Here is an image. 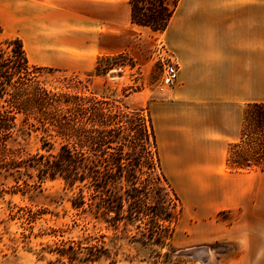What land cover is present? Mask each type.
<instances>
[{
	"label": "rangeland",
	"instance_id": "rangeland-1",
	"mask_svg": "<svg viewBox=\"0 0 264 264\" xmlns=\"http://www.w3.org/2000/svg\"><path fill=\"white\" fill-rule=\"evenodd\" d=\"M125 35L124 51L96 59L90 71L27 60L26 71L13 76L115 115L123 128L116 142L75 150L105 162L120 150L122 171L104 189L92 174L73 184L57 175L40 180L31 159L57 153L62 141L33 117L15 114L8 135L0 132V264H264L263 113L243 115L241 140L226 161L237 180L252 181L251 192L244 203L221 208L216 189L205 198L187 180L199 173L166 171L159 156L149 108L169 90L160 85L164 33L132 24ZM5 40L0 32V54L14 59L18 46ZM9 78L0 77L4 109ZM105 162L99 171L117 174Z\"/></svg>",
	"mask_w": 264,
	"mask_h": 264
},
{
	"label": "crops",
	"instance_id": "crops-1",
	"mask_svg": "<svg viewBox=\"0 0 264 264\" xmlns=\"http://www.w3.org/2000/svg\"><path fill=\"white\" fill-rule=\"evenodd\" d=\"M130 26L127 0H0L1 35L17 38L39 67L90 71L124 51ZM163 33L178 76L149 108L161 162L199 173L187 180L205 198L216 189L221 208L238 206L253 183L226 161L245 107L264 104V0H180Z\"/></svg>",
	"mask_w": 264,
	"mask_h": 264
},
{
	"label": "trees",
	"instance_id": "trees-1",
	"mask_svg": "<svg viewBox=\"0 0 264 264\" xmlns=\"http://www.w3.org/2000/svg\"><path fill=\"white\" fill-rule=\"evenodd\" d=\"M179 1L127 0L130 8V23L152 32H164ZM13 42L18 46V49L12 52L14 59L4 58V52L0 54V77H11L6 82L11 87L8 99L4 101L7 108L0 106L2 109L0 110V132L5 133V136L8 135L15 114H23L26 119L33 117L42 132L48 136L51 135L48 133H52L53 137L62 141L57 153H49L51 150L49 149L47 156L37 155V158L31 159V166L37 169L40 180L46 177L54 178L57 175L67 183L73 184L77 180L82 181L85 174H92L97 188H106L110 180H114L121 174L120 150L117 151V155L110 156V160L105 162L92 161L86 153L82 151L79 153L75 148L91 149L94 145L103 146L116 142L123 131L122 125H118L115 115L106 116L101 104H88L86 99L67 93H52L34 81L22 82L19 76L16 81H11L13 76L26 71L27 64L20 41L17 38L5 40L6 45ZM8 69L10 71H7ZM2 90L0 85V91ZM254 109L260 110L264 118V104L257 103L245 107L244 117L247 113L251 114ZM150 136L154 142L152 128ZM104 162H111L116 167L117 174L110 172L102 174L97 165ZM109 210L110 208L107 209L108 212ZM115 215H119L118 211H115Z\"/></svg>",
	"mask_w": 264,
	"mask_h": 264
},
{
	"label": "built area",
	"instance_id": "built-area-1",
	"mask_svg": "<svg viewBox=\"0 0 264 264\" xmlns=\"http://www.w3.org/2000/svg\"><path fill=\"white\" fill-rule=\"evenodd\" d=\"M166 58L162 60V73L160 85L165 88H172L177 82L178 64L175 57L169 51H165Z\"/></svg>",
	"mask_w": 264,
	"mask_h": 264
},
{
	"label": "bare ground",
	"instance_id": "bare-ground-1",
	"mask_svg": "<svg viewBox=\"0 0 264 264\" xmlns=\"http://www.w3.org/2000/svg\"><path fill=\"white\" fill-rule=\"evenodd\" d=\"M208 254V253H207ZM198 255V254H197Z\"/></svg>",
	"mask_w": 264,
	"mask_h": 264
}]
</instances>
